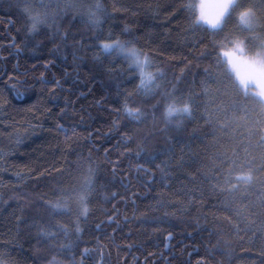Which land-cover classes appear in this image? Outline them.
Segmentation results:
<instances>
[{
	"label": "trees",
	"instance_id": "trees-1",
	"mask_svg": "<svg viewBox=\"0 0 264 264\" xmlns=\"http://www.w3.org/2000/svg\"><path fill=\"white\" fill-rule=\"evenodd\" d=\"M30 2L55 10L31 33L15 0H0V255L11 264H122L135 252L140 264L143 249L170 242L177 264H264V103L217 66L218 45L202 46L238 35L244 54L262 60L264 0H240L254 6L253 31L239 30L237 8L214 36L189 28L185 5L200 0H102L98 27L85 9L58 8L64 0ZM109 32L163 70L151 96L122 58L101 54ZM173 99L187 100L191 114L164 119ZM125 100L143 110L139 121L118 111ZM89 168L86 218L48 205Z\"/></svg>",
	"mask_w": 264,
	"mask_h": 264
},
{
	"label": "snow or ice",
	"instance_id": "snow-or-ice-1",
	"mask_svg": "<svg viewBox=\"0 0 264 264\" xmlns=\"http://www.w3.org/2000/svg\"><path fill=\"white\" fill-rule=\"evenodd\" d=\"M15 6L21 7L28 20L30 21L27 27V31L29 33L34 32L37 26L41 23H49L50 20H53L55 18V10L47 4H44L40 8H37L30 2V0H15ZM57 7L75 10L85 9L84 14L88 17V21L96 24L97 27L99 26L100 15L97 11L93 10L91 5H83L79 2V0H64V3L61 5H57ZM208 7L209 5L205 2V0H200L199 3H188L185 5L186 10L189 12V28L193 32L206 31L214 36V34L223 27V21L225 20L227 15H229L232 10L237 8H242V10L238 13L237 20V26L240 31L251 32L257 26L255 23V11L253 5L245 7L240 3V0H211V12L208 11ZM99 8H101V5L97 4L96 9ZM124 31L128 32L127 26L125 27ZM112 37L113 33L109 32L108 36L105 39L98 41L101 50L110 49L113 45H115L121 48V50L131 53L132 58L129 60L127 70L129 71V75H131L132 65H136V72L139 73L140 80L139 83L135 85V88L139 89L140 86L144 84V65L153 64L152 57L148 52H145L142 49L138 48L133 42V39H128L129 42H133L132 48L124 49V40L121 39V36L115 35L114 38ZM210 45L214 48H216V46L218 45V48H216L217 66L223 65V73L227 74L231 79H233L241 87V89L247 92V87L250 84L257 88H264V81L259 79V75L264 74V62L258 61L257 59L248 57L244 54L247 47L244 39H242L238 35H234L228 42L216 41L215 39H211L210 42H207V44H203L202 46L207 49ZM261 47H264V41H262ZM221 55H223L224 57L223 61L219 59ZM241 66L246 69V71L243 73L239 71V68ZM117 70L120 72L125 71V69L123 68H118ZM109 71L113 72L115 70L109 69ZM152 71L157 74L155 76L150 75V78L155 81V87L145 88V96H151L161 85L160 77L163 75V70L159 67H154ZM181 73H183V69H181ZM180 79L181 77H177V81H179ZM168 108L169 113L171 114V103L168 104ZM183 108L186 114H191V105L187 100L183 104ZM118 111L127 113L128 117L135 121H139L144 115V112L141 108L129 107L127 100L124 101V103L122 104V108ZM116 123L117 121L114 120L113 124L115 125ZM161 170L163 171V169ZM88 171L89 173H92L94 170L92 168H89ZM90 183L91 181L89 180V178L85 176L84 181H82L78 187L73 186L71 188H62V196L59 197L55 203H53L52 201H48L47 203L53 209L67 208V202L69 200L73 198H85V193L87 192V184ZM61 201H63V203H61ZM87 213L88 209L87 205H85V218L87 216ZM107 219L111 221L113 217L108 216ZM63 230L65 232V235L67 236V229L64 228ZM75 230L77 234L80 233L79 220H77V226ZM44 234L52 235L50 233ZM169 236H171V233H169ZM71 246L72 244L71 242H69L68 247ZM88 252L89 249L85 248L81 252V256H84ZM74 264H76V262H74ZM79 264H83V260H81Z\"/></svg>",
	"mask_w": 264,
	"mask_h": 264
},
{
	"label": "clouds",
	"instance_id": "clouds-1",
	"mask_svg": "<svg viewBox=\"0 0 264 264\" xmlns=\"http://www.w3.org/2000/svg\"><path fill=\"white\" fill-rule=\"evenodd\" d=\"M97 4L101 5V8L96 9ZM89 5H91L93 10L97 11L98 14L100 15V20H99V23H100L102 18H103V13H104V5L102 3V0H94V2L89 4ZM89 23L92 27H96V24H94L92 22H89ZM41 24H45V23H41ZM122 40H124V44H123L124 49H131L132 48L133 42H129L128 39H122ZM101 54H106V55L116 57V58H122L127 65L129 63V60L132 58L130 52L123 51V50H121V48H119L115 45H113L110 49L102 50ZM153 68H154L153 64H145L144 65V71H145L144 84L141 85L140 88L137 89V91L143 92L145 90V88H154L155 87V81L150 78V75L151 76L157 75L156 73H154L152 71ZM132 69H134L136 71V65L135 64L132 65ZM139 80H140V77H139V73H138V83H139ZM169 103H171V106H172L171 114L169 113V108H168ZM183 104L178 103L176 100H171L168 103H166L162 108L163 118L168 120L175 115L185 113V110L183 108ZM85 176H87L89 178V180L91 181L90 184H87V192L85 193V198L84 199L73 198L67 202V208H65V209H69L70 205H73L76 209L77 218L85 217L84 216L85 205H87V209L89 212L90 207L88 204V200H89L90 194L92 193V191H94L93 172L89 173V171H87V173L85 175H83L82 178L80 179L79 185L82 181H84ZM53 203H55V202H53ZM0 264H11V261L8 260L5 256L0 255Z\"/></svg>",
	"mask_w": 264,
	"mask_h": 264
},
{
	"label": "flooded vegetation",
	"instance_id": "flooded-vegetation-1",
	"mask_svg": "<svg viewBox=\"0 0 264 264\" xmlns=\"http://www.w3.org/2000/svg\"><path fill=\"white\" fill-rule=\"evenodd\" d=\"M178 245V243L165 242L161 247V250H158L157 253H148L143 249L144 256L141 258L140 264H177L175 263V261L173 262V259L175 258L174 256L177 255L176 248ZM122 246L127 249L128 254L129 252L132 253L131 251L135 249V247H137L136 249H140L142 253V245L137 244L136 246H134L124 244ZM155 254H158V256L154 257ZM138 258L139 253L134 252L133 258H123L122 264H137ZM126 261H128V263ZM186 262H188V260Z\"/></svg>",
	"mask_w": 264,
	"mask_h": 264
},
{
	"label": "rangeland",
	"instance_id": "rangeland-1",
	"mask_svg": "<svg viewBox=\"0 0 264 264\" xmlns=\"http://www.w3.org/2000/svg\"><path fill=\"white\" fill-rule=\"evenodd\" d=\"M205 2L209 5L208 11L211 12L212 11V8L210 7L211 0H205ZM222 57H223V55H222ZM258 61L264 62V58H262V60L260 59ZM239 71L243 73V72L246 71V69L243 66H241L239 68ZM259 79H261L262 81H264V74H260L259 75ZM247 88L248 89H251L253 91V93L255 95H257L262 100V102L264 103V88H257V87L252 86L251 84Z\"/></svg>",
	"mask_w": 264,
	"mask_h": 264
},
{
	"label": "water",
	"instance_id": "water-1",
	"mask_svg": "<svg viewBox=\"0 0 264 264\" xmlns=\"http://www.w3.org/2000/svg\"><path fill=\"white\" fill-rule=\"evenodd\" d=\"M168 238H170V236Z\"/></svg>",
	"mask_w": 264,
	"mask_h": 264
}]
</instances>
